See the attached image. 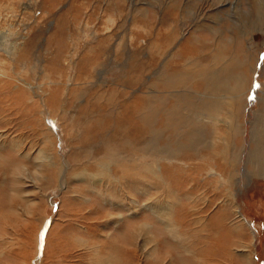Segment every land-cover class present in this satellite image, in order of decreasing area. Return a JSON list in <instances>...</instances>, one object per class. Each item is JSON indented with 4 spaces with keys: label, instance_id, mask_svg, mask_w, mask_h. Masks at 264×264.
Listing matches in <instances>:
<instances>
[{
    "label": "rangeland",
    "instance_id": "1",
    "mask_svg": "<svg viewBox=\"0 0 264 264\" xmlns=\"http://www.w3.org/2000/svg\"><path fill=\"white\" fill-rule=\"evenodd\" d=\"M167 1L0 0V264H264V0Z\"/></svg>",
    "mask_w": 264,
    "mask_h": 264
},
{
    "label": "bare ground",
    "instance_id": "2",
    "mask_svg": "<svg viewBox=\"0 0 264 264\" xmlns=\"http://www.w3.org/2000/svg\"><path fill=\"white\" fill-rule=\"evenodd\" d=\"M20 1V0H19ZM169 1V0H168ZM167 1V2H168ZM165 2V1H164ZM164 2H163V4H164ZM177 2H178V0H177ZM177 2H176V4H177ZM257 3H261V1L260 2H257ZM179 2H178V6H170L169 5V7L166 5V11H167V15H169V14H172L173 12H174V10H176V9H179ZM3 5V4H2ZM182 5V4H181ZM5 6V5H4ZM184 6V5H183ZM261 7H262V5H261ZM3 9H5V8H3ZM3 9H1L0 10V16H1V14H2V12H3ZM7 9V8H6ZM9 9V8H8ZM7 9V11H10V10H8ZM4 13V12H3ZM7 13V12H6ZM261 13V12H260ZM264 14V13H263ZM174 16V15H173ZM201 16V15H200ZM7 17V16H6ZM260 19V18H259ZM9 35H10V33H7V34H5V33H2V32H0V52H2V53H6V54H8L10 57H12V59H14L15 58V54L14 53H11L10 51H8L7 50V46H6V44H5V42H6V40H7V38L9 37ZM173 35V34H172ZM176 38V37H175ZM9 39V38H8ZM19 40H20V38H19ZM21 40H22V38H21ZM174 43V42H173ZM14 44H16V43H14ZM13 45V44H12ZM11 46V45H10ZM14 49V48H13ZM18 49V48H17ZM17 49H16V52H17ZM178 49V48H177ZM13 52V51H12ZM15 52V53H16ZM1 54V53H0ZM4 57H5V55H4ZM9 58V57H8ZM1 60V59H0ZM165 61V60H164ZM241 85V84H240ZM220 110V109H219ZM219 113H221V112H219ZM198 114V113H197ZM199 117V116H198ZM211 118V117H210ZM142 121V120H141ZM215 122H216V120H214ZM143 122V121H142ZM192 138V137H191ZM225 145V144H224ZM216 146V145H215ZM228 148V146H226L224 149L225 150H223V151H221V153L225 156V157H227L228 156V154H227V149ZM219 154V153H218ZM224 159V158H223ZM213 162V161H212ZM199 166V165H198ZM197 167V166H196ZM211 167V166H210ZM209 167V168H210ZM220 171L223 169V167L222 166H220ZM210 170V171H209ZM208 170V177L212 180L213 179V177L215 178V177H219V179H220V183H221V185L222 186H226L227 187V185H228V180L229 179H226L225 177H226V175H225V177H223L221 174H218V172L216 173V172H214V171H212L211 169H209ZM214 170H215V168H214ZM205 172V171H204ZM223 174V173H222ZM239 176V175H238ZM217 181V180H216ZM219 182V181H218ZM255 183H257L256 181H255ZM211 184V183H210ZM218 184V183H217ZM204 187V186H203ZM217 187V186H216ZM218 188V187H217ZM212 189V188H211ZM218 190V189H217ZM220 190V189H219ZM218 190V191H219ZM246 195V194H245ZM206 198V197H205ZM202 199V198H201ZM202 202H204V201H202ZM217 202V201H216ZM216 204V203H215ZM169 229V228H168ZM227 241V240H226Z\"/></svg>",
    "mask_w": 264,
    "mask_h": 264
}]
</instances>
